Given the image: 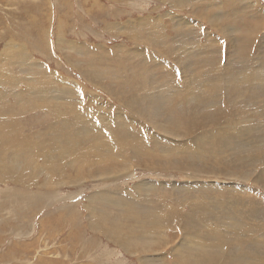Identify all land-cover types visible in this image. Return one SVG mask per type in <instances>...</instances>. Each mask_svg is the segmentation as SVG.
Wrapping results in <instances>:
<instances>
[{"label":"rangeland","instance_id":"374dc122","mask_svg":"<svg viewBox=\"0 0 264 264\" xmlns=\"http://www.w3.org/2000/svg\"><path fill=\"white\" fill-rule=\"evenodd\" d=\"M168 1L0 0V61L4 57L10 61L6 67L7 73L5 71L3 73L18 77L19 65L15 63L14 55L20 57V53H24V60L20 58L23 69L36 72L45 68L46 73L42 76L53 77L50 80L51 83L57 82V79H64L73 84L76 83L75 87H70L73 89L77 87V84L84 85L79 90L81 89L80 97L85 99V104H76L79 108L88 109L91 105L96 109L99 105H106L114 108L120 106L122 110H125L124 107L129 100L138 97L139 101L134 107L135 111L141 109L142 112L157 114L162 109L158 93L153 90L148 93V89H141V85L148 80L158 81V86L170 81L169 72L172 67L169 59L174 60V57L170 56L167 51L170 48L169 45L164 48L158 47L156 42L154 43L155 40H150L147 36L151 30L156 28L154 23L156 19L165 16L163 17L165 25L170 27V30L172 25H175V31L180 30L179 37L174 40L173 44L176 47H181L177 55L179 61L184 62L181 63L182 66H189L188 71L193 74V78L186 74L189 78H182V80L192 82L200 75L198 81L200 80L199 83L203 84L208 83L204 81L205 73H203L206 62L201 63L200 58L187 59L183 54L181 34L188 28L185 27V23H178L175 20L183 17L182 20L193 22L198 27L201 26L199 31L202 36L204 33L206 37L218 35V41L223 47L227 46L228 40L221 39L217 30L209 22L201 21L200 16L209 17L213 23L220 26L223 23L245 29L244 23L239 22L240 20L234 21L232 17L240 9H242L240 12L242 13L243 7L252 6L251 17L245 18L247 24L256 29L264 26V0H249L247 5L244 4L246 0H235L239 5H231L232 7L225 3L228 0H215V2L206 0L207 5L205 4V6V0H185L180 3L174 0V6H184V9L176 10L171 9ZM191 7H198V9ZM233 7L235 9H232ZM211 9H214L213 12ZM224 9L226 15L222 14ZM218 12L222 14V17L216 19L215 17L219 16ZM195 15L197 16L195 17ZM151 17L153 20L142 22ZM173 18L175 23L172 22ZM258 23L263 25L257 28ZM132 29H136V32H133ZM227 29L228 32L225 31V35H230V38L237 36L232 28ZM251 29L250 27L249 30ZM260 32H264V29ZM169 33L171 35L165 32L168 42L173 41L176 36L172 31ZM262 38H264V34L256 38L255 45L257 47L255 45L252 47L251 56H254V52L257 55L259 53L261 57V54H264ZM140 39L142 42L139 41ZM231 41L233 52V49L237 47V41L233 39ZM232 52L230 50L229 54ZM151 54L152 56L155 54V57L160 55V59L165 60V64L168 66H161L159 61H153ZM162 55H166L169 59ZM225 56L227 59L229 58L228 53ZM194 62L198 64L192 68ZM251 63L254 68L259 66L255 64V60L253 62L251 59ZM238 66H236L238 70L235 68L236 72L244 68V66L241 67L242 65ZM182 72L184 73V70ZM173 78L175 77L173 76ZM4 79L11 80L13 84L15 79L13 90L10 89L11 86L8 83V85L0 84V96H4V99L10 100L13 92L28 91L23 78H21L22 80L20 78ZM56 85L60 87L61 83L58 82ZM5 87L7 89H4ZM83 90L84 92H82ZM160 92L167 95L164 96L167 98L165 110L170 122L164 119L163 128L149 129L155 132L152 133L151 141L146 142V148H142L143 152L135 154L128 152L127 156L123 158L120 168H130L135 171L136 178L132 179L129 176L127 181L122 180L123 185L119 184L122 185V194L116 195L113 185L109 184L103 188L90 182V176L86 175L88 171H84L85 175L80 174V178L87 179L89 177V180L86 181L88 183H84L87 185L86 187L78 188L74 184L71 185L72 177H75L76 174H71L69 167L66 168V171L63 170L65 172L61 175L66 177L63 185L54 191L52 196L50 194L42 197L35 195L37 201L27 193L25 188H21L20 184L24 183L19 179H14L13 182L0 181V264H143V261L147 259H153L152 263L157 261L156 264H193V261L197 259L214 262L216 256H225L234 251L232 243L235 232L231 223L237 221L235 217L236 205L246 208L249 204L247 208H256L257 216L251 215L250 211L249 214H244L245 217L249 215L253 219L252 224L247 223V229L254 231L255 235L264 234L263 188L260 189L256 185L252 186L240 181L229 183L232 180V177L229 176L256 179L258 173L255 171V174H251L249 170L258 164L254 163L256 165L253 164L254 166L249 167L252 162L250 158L246 157L247 154H244L246 152L243 148L242 150L235 148L209 149L201 156L192 155L198 146L197 136L203 132V123L206 121L202 112L195 106L208 102H199L201 99L195 98L194 95L174 98L169 90ZM221 96L224 98L222 101L225 104L233 101L227 97V94ZM95 100L97 102H91ZM254 100L253 112L257 116L264 117V97L255 96ZM76 106L74 105L73 108L75 109ZM23 115L24 118L21 119V122L24 125L19 126L18 129L21 135L32 144V142L38 141L47 126L40 122V119L43 121L44 118H39V120H35V124H30V114ZM48 117L53 118L52 116ZM261 129H264V122L261 124ZM161 131L169 135L177 134L178 140L156 133ZM172 147H174L172 151L164 149ZM68 151L66 150L64 154ZM31 152L38 153V147L37 150ZM9 169L11 175L15 177L20 175L19 177L23 180L27 175L19 174L14 166ZM30 176L32 177L33 174ZM58 176L51 179L59 181L62 177L58 178ZM129 178L131 179L129 180ZM38 180L39 182L43 181L42 175ZM65 181L70 182V185L66 183L68 185L66 186ZM213 184H224L225 187L234 186L239 191L247 190L244 191L247 193L245 195L251 194L252 197H250L253 200H245L244 196L231 190L227 191V189L225 192L216 191V188L211 190ZM31 190V193L39 191L37 187L31 188ZM103 190H109L110 198L101 202L96 210L100 211L105 208L109 211L123 206L122 211L129 209L123 203L124 200L136 201L144 205L143 210L145 211L157 206L159 208L158 215L167 220L168 225L156 228V231L153 232L147 230L144 235L140 236L146 240L138 238L140 244L135 253L125 252L120 246L109 242L104 236L91 232L88 226V218L91 215L88 207L95 198L94 195ZM130 192L136 194L134 199L128 195ZM30 205H33L34 208H31ZM146 214H138L141 224L150 222V218L146 217ZM209 215L218 219L221 224H214L213 227L206 229H216L217 227L222 241L221 247L224 251L217 249V253L213 254L210 248L205 251L198 249L192 256L187 253V248L193 243L189 224L192 222L196 225L202 218ZM118 216L121 219L120 214ZM127 223L134 227L133 223Z\"/></svg>","mask_w":264,"mask_h":264},{"label":"bare ground","instance_id":"6f19581e","mask_svg":"<svg viewBox=\"0 0 264 264\" xmlns=\"http://www.w3.org/2000/svg\"><path fill=\"white\" fill-rule=\"evenodd\" d=\"M173 1L174 0L168 1L171 9H184L183 5L174 6L173 4H175V1L174 3ZM176 1H179L180 3L185 0ZM213 1L215 2V0ZM223 1L222 3H224ZM187 3L188 2L186 1V4ZM225 3L229 6H233L237 5L238 2L235 0H228ZM205 4L206 0L204 6ZM244 4H249V0H246ZM191 8L198 9V7ZM235 8L233 7L232 9ZM243 8V12L240 13L242 9L235 12L236 14L232 19L234 21L240 20L239 22L244 23L246 25V30L241 27L231 26L230 24L222 23L220 26L219 24L213 23L209 17H199L201 21L204 20L209 22L211 26L217 30L219 36L222 37L221 39L225 38L228 40L226 47H223L219 43L218 35H208L206 37L204 33L202 36L201 31H199L201 30V26L198 27L197 24L193 22L182 20L181 18L183 17L175 20L178 23H185V27L188 28L181 34L183 38V54L187 59L194 60L200 58L201 63L206 62L204 64L205 72H203L205 73L204 81L208 82L206 84L199 83L200 80L198 81V78L201 77L200 75H198L196 77L197 79L192 82L182 80V78H193V74L188 71L189 66H182L181 63L184 62L179 61L177 55L178 50L181 49V47H176L173 44L175 42L174 40L179 37L178 33L180 30L175 31V25H172L170 30V27L165 25L163 19L165 16L155 20L154 23L156 24V28L151 30L147 36L150 40L154 39V43L156 42L158 47L164 48L169 45L170 48L167 51H169L170 56L174 57V60H170L166 55H162L169 59L170 66L172 67L169 72L171 78L170 81L158 86V81L152 80V82L148 80L146 81L147 84L144 81L145 83L141 85V89L147 88L148 93L152 90L158 93V99L162 102V109L157 114L142 112L141 109L135 111L134 107L139 101L138 97L129 100L124 107L125 110H122L120 106L114 108L106 105H99L96 109L92 108L91 105L88 109L79 108L76 104H85V99L83 100V98L80 97L81 89L79 90V88H83L84 85L80 86L77 84V87L73 89L70 87H75L76 83L73 84L64 79H57V82L51 83L50 80L53 77L45 78L42 76V74L46 73V70H44L45 68H41L36 72L23 69L20 64V58L24 60V53H20V57L14 55V61L19 65V76L12 77L9 73L6 75L3 72L8 71L6 67L10 64V61L4 57L3 60L0 61V84H10V89L13 90V88H15V79L13 84L11 80L4 78H23V81L25 80L26 82L28 91L13 92L10 100H6L3 98L4 96H0V181L13 182L14 179H19L24 183L20 184L21 188H25L27 193L34 198L35 195L42 197L50 194V196H52L54 191L63 185L66 177H62L61 175L62 173L64 174L66 168L69 167L70 173L76 174L75 177H72L73 181H71V183L69 182L71 185L74 184L78 188L86 187L87 185H84V183H88L86 181L89 180V177L87 179L80 178V174L85 175L86 173L84 171H88L86 175L90 176V182H94L95 185L102 186L103 188L107 187L109 184L110 186L113 185L115 187L113 190L115 194H122V180L127 181L129 176L132 179H134V177L136 178V172L130 168H120V164L122 163L123 158L127 156L128 152H132V154L143 152L142 148H146V142L151 141L152 133L155 132L150 131L149 129L163 128L164 119H167L170 122L165 110L167 98L164 96L167 95L160 92L169 90V93H172V97L174 98L183 95H194L195 98L201 99L199 102H208L207 104H198L195 106L202 112L206 121L203 123V132L197 136L198 146L193 151L192 155L201 156L209 149L235 148L242 150L243 148L246 152L243 153L247 154L246 157L250 158L252 162L249 167L256 165L254 163L258 164V166H255L252 169L249 168V172L251 174L258 173V176L253 180H251L250 177L245 178L239 176L238 178H235V176H229L232 177L233 180L229 183L234 181L237 183L240 181L248 185H256L257 188H263L264 190V129H261L264 117L257 116L253 112L255 96L264 97V54H261V57L259 53L258 56L256 52H254V56H251L252 52H250L255 45L256 38L264 34V32H260L264 29V26L256 29L252 25H248L245 18L249 19L251 17L250 11L252 10V6H246V8ZM216 12L217 10L215 13ZM222 14L226 15L225 9L222 10ZM222 14L219 13V16L215 18H221ZM196 16L197 15H195V17ZM254 16L255 15H253V17ZM147 20H153V18H147L142 22ZM172 22H174V18L172 19ZM258 24L259 25L255 24L257 28L258 26L263 25L262 23L261 25L260 23ZM229 27L235 31L237 36L230 38V35H225V31L228 32L227 28ZM250 27L252 28L251 30H249ZM132 31L136 32V29H132ZM169 31L176 34L173 41L171 38L170 42L167 40L168 36L167 38L165 36V32H167L168 35H171ZM232 39L237 41L236 43L238 47H236L237 49L234 48L233 52L231 49ZM262 39L264 40V38ZM139 41L142 42V39ZM170 43H172V45H170ZM230 50L232 52L231 54H229ZM227 53L229 57L228 59L225 56ZM155 54L153 56L151 54V59L153 61H159V65L167 67L168 65L165 64V60H161L160 55L155 57ZM251 59L253 62L255 60V64L259 66L254 68L253 64H250ZM223 60H225V63H223ZM29 64L30 62L28 63V67ZM197 64V62H194L192 68L196 67ZM238 65H242L241 67L244 66V68L241 71L236 72L235 68L237 69L236 66ZM182 70H184V73ZM172 75L175 78H173ZM58 82L61 83L60 87H57L56 85ZM182 88H184L183 91ZM4 89L7 88L5 87ZM82 92H84V90ZM222 94H227V97L233 99V101H231V103H226V105L224 101H222L224 99L221 96ZM91 102L95 103L97 101L95 100ZM8 103L9 105H7ZM86 104L88 103L86 102ZM74 105L76 106L75 109L73 108ZM123 111L127 112L125 113ZM23 114H30V124H35V120L44 118L43 121L40 119V122L47 126L40 135L38 141H34L32 144L28 139L21 135L20 130L18 129L19 126L24 125L21 122V119L24 118ZM48 116H52L53 118ZM251 117L254 119L251 120ZM156 133L164 134L173 140H178L179 137L175 133L171 135L165 134L163 131ZM37 147L38 153H32L31 151L37 150ZM164 149L172 151L174 147ZM66 150L69 151L64 154ZM13 166L16 167V171L19 174H27L25 175L26 177H24V180L19 177L20 175L18 177L11 175L9 168ZM63 170L65 171L63 172ZM32 174L33 176L31 177L30 175ZM40 175L43 177L42 182H39L38 180ZM58 175L62 177L59 181L51 179L53 177L56 178ZM131 178H129V180ZM216 181L220 182V180ZM66 183L69 184L65 181V184ZM120 183H122V185H119ZM239 183L238 185H240ZM41 184H43V186H41ZM67 184L66 186H68ZM34 187H37L39 191L31 193L30 190ZM213 188H216V191L219 192H225L226 189L227 191L231 190L244 196L245 200H253L251 194L249 196L245 195L247 193L244 191L247 190L239 191L235 189L234 186L225 187L224 184H213L211 190ZM246 188L249 187L246 186ZM251 188L254 189L253 187ZM108 194L109 190H103L94 195L95 198L91 201V204L88 207L91 214L90 218H88L89 215L87 217L88 226L90 227L91 232L104 236L109 242L117 244L129 254H133L137 250V246L140 244L138 238L146 240V238L140 236L144 235L147 230L153 232L156 231V228L165 227L169 223L158 215L159 208L157 206L148 208V210L145 211L143 210L144 205L136 201L124 200L123 203L127 205L129 209L122 211L121 209L123 206L109 211L105 210V208L100 211L96 210V207L101 202L109 200L110 196ZM128 195H130L131 199H134L136 194L130 192ZM35 200L37 201L38 199L35 198ZM248 205L249 204H247L246 208L245 206L241 208V206L236 205L235 208V217L237 221L231 223L235 232L232 243L234 251L225 256H216L214 262L197 259L193 261V264H264V234L255 235L254 231H249L247 229V223L250 224L253 219H251V216L249 215L245 217L244 214H249V211L253 216H257L258 214L257 210H255L256 208H247L249 207ZM30 206L31 208H34L33 205ZM113 212L118 214H114ZM119 214L122 220L118 216ZM138 214H146V217L150 218V222L141 224V219ZM127 222L133 223L134 227ZM214 224L221 223L211 215L202 218L196 225L192 222L189 224L191 235L193 236V243L187 248V253L194 256L198 249L205 251L207 248H210L213 254L217 253V249L224 251L221 247L222 241L218 234L217 227L216 229H206L208 227H213ZM152 262L153 259H147L143 261V264H151ZM156 262L152 264H156Z\"/></svg>","mask_w":264,"mask_h":264}]
</instances>
